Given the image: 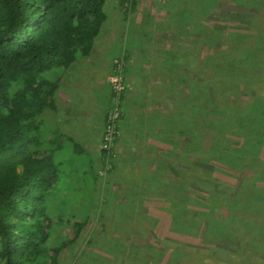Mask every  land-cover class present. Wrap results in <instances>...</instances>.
Returning <instances> with one entry per match:
<instances>
[{"label":"rangeland","instance_id":"obj_1","mask_svg":"<svg viewBox=\"0 0 264 264\" xmlns=\"http://www.w3.org/2000/svg\"><path fill=\"white\" fill-rule=\"evenodd\" d=\"M104 10L93 54L56 96L95 110L87 137L85 122L74 130L97 175L78 210L86 226L59 264H264V243L251 241L264 225L224 222L242 187L246 202L264 189V139L245 131L264 126V0H106ZM187 11L193 20L172 16ZM116 75L125 88L108 141Z\"/></svg>","mask_w":264,"mask_h":264},{"label":"trees","instance_id":"obj_2","mask_svg":"<svg viewBox=\"0 0 264 264\" xmlns=\"http://www.w3.org/2000/svg\"><path fill=\"white\" fill-rule=\"evenodd\" d=\"M105 2L0 0V264H59L60 251L86 226L88 217L78 210L97 175L90 154L57 121L55 95L64 70L91 52L106 20ZM172 16L184 21L194 14ZM245 131L264 139L258 137L264 126ZM244 189L230 197L224 222L261 228L264 189L250 190L247 202ZM262 228L252 242L264 243Z\"/></svg>","mask_w":264,"mask_h":264},{"label":"crops","instance_id":"obj_3","mask_svg":"<svg viewBox=\"0 0 264 264\" xmlns=\"http://www.w3.org/2000/svg\"><path fill=\"white\" fill-rule=\"evenodd\" d=\"M95 43V42H94ZM95 46V45H94ZM93 46V48H92V50H91V52L90 53H92L93 51H94V47ZM89 53V54H90ZM93 54V53H92ZM91 54V55H92ZM100 55H101V53H100ZM85 57V56H84ZM80 59L81 58H83V57H79ZM80 59H78V61H74L76 64H78V63H80ZM74 62L68 67V68H66L65 70H64V73H63V75H62V78L64 77V75H65V77H67V78H69V75H71V72H72V68H73V64H74ZM96 63H97V61H96ZM86 64H87V62H83V65H85L86 66ZM95 65V64H94ZM92 65H90V67H91ZM90 73V72H89ZM93 75L94 74H92L91 76L93 77ZM65 80H66V84H65V82H61V83H59V87H58V89H57V92H56V95H55V97L56 96H58V93L60 92V90H61V88L62 87H64V88H68V79H66V78H64ZM78 79V78H77ZM79 81H81L80 79H78ZM83 80V79H82ZM73 82V81H72ZM64 84H65V86H64ZM71 86V88L73 87V85L71 84L70 85ZM69 86V87H70ZM82 86V85H81ZM76 88L78 89V88H80V84H77L76 85ZM83 92H84V90H83ZM82 91H79L78 92V94L80 95V97H81V93H83ZM84 97V96H83ZM61 99L59 98V99H57V97H56V104H57V117L59 116V123L62 125V127H63V129L67 132V133H69V134H71V135H73L76 139H77V135H76V133H77V131H78V129L77 130H74V124L75 123H77V125L78 126H81V123H84L85 122V126H84V128L87 130V131H85V132H82V136H88L89 135V133H88V130H89V128H90V123H89V119H90V116H87V114H92V113H94L95 112V110H91V111H88V110H86V111H82V109L81 108H79L78 106H77V109L76 108H74L73 107V104H69V105H63V106H59V103H61ZM76 101H77V105H79L80 104V102H81V100H80V98L79 97H77L76 98ZM63 102V101H62ZM56 112H55V114L54 115H56ZM56 117V118H57ZM99 122L100 123H103V116L102 115H100V117H99ZM58 121V120H57ZM76 135V136H75ZM79 141V140H78Z\"/></svg>","mask_w":264,"mask_h":264},{"label":"built area","instance_id":"obj_4","mask_svg":"<svg viewBox=\"0 0 264 264\" xmlns=\"http://www.w3.org/2000/svg\"><path fill=\"white\" fill-rule=\"evenodd\" d=\"M113 93H114V105L112 109L109 111L108 116L106 118V136L105 138L110 141L114 137L115 129H116V121L120 116V108H119V98L121 97L125 85L123 83V79L121 76H114L111 78Z\"/></svg>","mask_w":264,"mask_h":264}]
</instances>
